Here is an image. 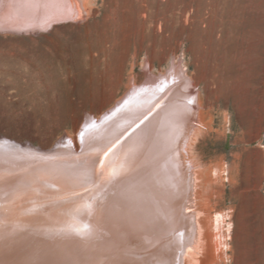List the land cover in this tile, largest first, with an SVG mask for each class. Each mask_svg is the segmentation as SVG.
I'll use <instances>...</instances> for the list:
<instances>
[{
	"label": "rangeland",
	"instance_id": "obj_1",
	"mask_svg": "<svg viewBox=\"0 0 264 264\" xmlns=\"http://www.w3.org/2000/svg\"><path fill=\"white\" fill-rule=\"evenodd\" d=\"M82 4L0 0L1 142L79 152L89 118L182 66L201 113L187 149L207 234L194 264H264V0Z\"/></svg>",
	"mask_w": 264,
	"mask_h": 264
},
{
	"label": "bare ground",
	"instance_id": "obj_2",
	"mask_svg": "<svg viewBox=\"0 0 264 264\" xmlns=\"http://www.w3.org/2000/svg\"><path fill=\"white\" fill-rule=\"evenodd\" d=\"M191 81L172 64L134 85L85 122L79 152L0 140V264L197 263L207 234L187 150L201 116Z\"/></svg>",
	"mask_w": 264,
	"mask_h": 264
},
{
	"label": "snow or ice",
	"instance_id": "obj_3",
	"mask_svg": "<svg viewBox=\"0 0 264 264\" xmlns=\"http://www.w3.org/2000/svg\"><path fill=\"white\" fill-rule=\"evenodd\" d=\"M89 229V226L86 224L80 225L79 227H73L72 231L78 233V234H85Z\"/></svg>",
	"mask_w": 264,
	"mask_h": 264
},
{
	"label": "water",
	"instance_id": "obj_4",
	"mask_svg": "<svg viewBox=\"0 0 264 264\" xmlns=\"http://www.w3.org/2000/svg\"><path fill=\"white\" fill-rule=\"evenodd\" d=\"M18 146V145H17ZM20 146V145H19ZM25 146V145H24ZM21 147V146H20ZM24 148V147H23ZM36 151H38V152H43V153H45V152H51L53 149L51 148V149H49V150H40V149H38V148H34Z\"/></svg>",
	"mask_w": 264,
	"mask_h": 264
}]
</instances>
